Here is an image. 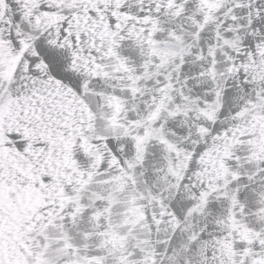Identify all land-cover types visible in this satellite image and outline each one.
Listing matches in <instances>:
<instances>
[{
	"label": "snow or ice",
	"instance_id": "1",
	"mask_svg": "<svg viewBox=\"0 0 264 264\" xmlns=\"http://www.w3.org/2000/svg\"><path fill=\"white\" fill-rule=\"evenodd\" d=\"M0 264H264V0H0Z\"/></svg>",
	"mask_w": 264,
	"mask_h": 264
}]
</instances>
